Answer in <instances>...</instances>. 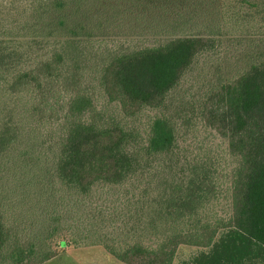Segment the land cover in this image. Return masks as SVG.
Masks as SVG:
<instances>
[{
  "label": "trees",
  "instance_id": "1",
  "mask_svg": "<svg viewBox=\"0 0 264 264\" xmlns=\"http://www.w3.org/2000/svg\"><path fill=\"white\" fill-rule=\"evenodd\" d=\"M30 8L24 35L0 27V81L31 93L30 112L58 123L56 176L82 194L98 183L131 179L144 169L145 155L172 153L177 141L175 121L165 114L153 118L144 143L120 120L89 117L97 113L96 85L125 116L162 108L198 56L226 39L245 38V65L202 95L198 114L238 157L232 216L201 215L216 182L212 169L195 163L155 199L157 217L169 224L165 239L155 248L104 246L126 264H172L180 244L204 248L188 264H264V0H30ZM145 34L156 42H139ZM15 36L55 44L35 60L4 44ZM128 37L138 44L122 39ZM108 39L112 45L102 43ZM19 131L0 119V159ZM12 237L0 212V264H42L58 254Z\"/></svg>",
  "mask_w": 264,
  "mask_h": 264
},
{
  "label": "rangeland",
  "instance_id": "2",
  "mask_svg": "<svg viewBox=\"0 0 264 264\" xmlns=\"http://www.w3.org/2000/svg\"><path fill=\"white\" fill-rule=\"evenodd\" d=\"M30 16V0H0L1 28L24 35L21 24ZM138 38L145 44L156 42L153 34ZM122 39L138 44L136 37ZM3 42L35 60L46 57L55 44L53 39L34 43L29 36L5 38ZM102 43L112 45L113 40ZM246 47L244 37L226 39L216 50L198 56L170 92L165 106L147 107L135 116H125L119 103L109 101L96 85L92 92L97 113L89 112V117L106 122L120 120L139 133V141L144 143L153 118L165 114L175 121L177 141L172 153L145 155L144 169L131 179L121 184H95L87 194L61 184L56 176L58 123H45L30 112L31 93L13 92L0 81V119L20 128L10 150L0 159V212L12 239L32 241L39 252L58 251L42 264H126L109 253L104 244L124 249L141 242L155 248L169 233V224L155 213V199L195 163L212 169L216 182V192L201 215L210 220L230 218L238 157L230 151L227 139L205 125L198 114L202 95L243 68L241 49ZM201 249L180 244L172 264H188Z\"/></svg>",
  "mask_w": 264,
  "mask_h": 264
}]
</instances>
